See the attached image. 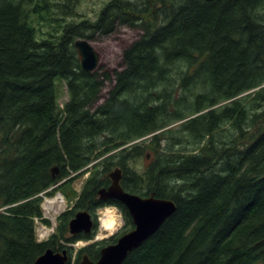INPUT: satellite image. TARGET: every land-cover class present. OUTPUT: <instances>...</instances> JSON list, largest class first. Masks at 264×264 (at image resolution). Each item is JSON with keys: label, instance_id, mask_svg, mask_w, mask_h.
Instances as JSON below:
<instances>
[{"label": "trees", "instance_id": "trees-1", "mask_svg": "<svg viewBox=\"0 0 264 264\" xmlns=\"http://www.w3.org/2000/svg\"><path fill=\"white\" fill-rule=\"evenodd\" d=\"M159 1L135 25L126 0L80 23L67 20L76 0H0V264H32L48 248L69 251L71 264L72 245L90 239L69 235L77 210H126L97 196L116 167L125 191L177 204L122 264H264V0ZM118 23L143 32L99 103L111 76L83 71L74 42ZM57 80L69 94L62 106ZM80 170L90 172L81 191H64L79 174L62 178ZM57 188L74 207L37 242L35 220L49 224L41 194ZM95 244L73 264L84 253L97 259L106 243Z\"/></svg>", "mask_w": 264, "mask_h": 264}, {"label": "water", "instance_id": "water-1", "mask_svg": "<svg viewBox=\"0 0 264 264\" xmlns=\"http://www.w3.org/2000/svg\"><path fill=\"white\" fill-rule=\"evenodd\" d=\"M74 45L80 57L81 69L85 72L94 71L98 65V55L89 41L77 39ZM57 173V167L51 168L52 176ZM108 176L111 183L107 188H101L98 191L99 198L101 200L114 199L124 204L135 227L121 236L115 244L103 247L97 261H91L86 255H83L78 264L123 263L128 254L149 238L176 209L175 203L171 200L156 198L153 195L141 197L124 191L120 185L121 170L119 168L114 169ZM92 227L93 220L86 210L77 211L68 222L71 235L81 232L88 234ZM68 258L66 249L55 251L48 248L32 264H67Z\"/></svg>", "mask_w": 264, "mask_h": 264}, {"label": "rangeland", "instance_id": "rangeland-1", "mask_svg": "<svg viewBox=\"0 0 264 264\" xmlns=\"http://www.w3.org/2000/svg\"><path fill=\"white\" fill-rule=\"evenodd\" d=\"M108 1L109 0H76L75 6L73 8L74 14L72 17H69L67 20L79 22V21L87 19L89 21L95 22L103 6ZM44 25L45 26L43 27V30L46 32L50 28L48 27L49 26L48 24L44 23ZM142 32L143 30L138 26H129V25L118 23L113 32L109 34L94 33L88 39L94 51L98 55V65L96 67L98 70V73L102 74L103 72H106L111 76V80H106L103 89H101V92L99 94L100 96L99 103L104 101L105 97L107 96V92L109 91V89L111 88L113 84L112 79H113L114 72L116 70H121L124 67L123 51L132 42L138 39L141 36ZM56 91H57V102L59 103L60 106H62L69 99L68 89L64 81H59V80L56 81ZM175 125L177 124H173L169 127H172ZM147 137L146 136L140 137L136 139L135 142H145L148 140ZM129 145L130 143L127 144L126 146H129ZM150 158L151 156L147 158L143 157L139 161L136 162V166H133L132 163H130V165L133 166L136 170H139L141 172L149 164ZM93 163H91L90 166ZM220 168H222V166H220L219 169ZM89 175H90V172L80 177H76L74 180L70 181L68 185H66L65 187L66 189L64 191H68V192L74 191L76 194H78L81 191L83 184L85 180L87 179V177H89ZM60 192L61 191H58V188H57L56 190H54L53 194L48 198H54L58 194H60ZM65 201L66 202L63 203L60 208H58L59 210L56 213L45 214L43 212V217L50 221V225H48V228L50 230L49 235H52L54 233V230L58 225V217L60 216V214L73 207L74 200L65 197ZM105 209L106 208H102V209H99L97 213L95 212L96 216L94 214V221H96L97 226L94 231L93 239L89 241H79L76 244H74L75 251L83 246H88V244H92V242L96 240L95 239L96 236L99 237L103 235L105 236L103 239L111 236V235H108V233H110L108 229L100 231L99 218L102 215V211H104ZM107 210H111L112 213L115 214L114 216L117 215L118 217L119 224L116 221L115 228L113 230V231H116L117 230L116 225L117 226L119 225L120 227H122L124 225V219L122 216H120L121 213L119 212L118 209L114 207H107ZM41 227H42V224L37 223L36 229L37 228L40 229ZM99 240H101L100 237H99ZM99 240L97 239L96 241H99ZM75 251L73 252L72 259H71L72 264H73V260L75 259V254H76Z\"/></svg>", "mask_w": 264, "mask_h": 264}, {"label": "bare ground", "instance_id": "bare-ground-1", "mask_svg": "<svg viewBox=\"0 0 264 264\" xmlns=\"http://www.w3.org/2000/svg\"><path fill=\"white\" fill-rule=\"evenodd\" d=\"M204 1H206V0H204ZM151 2V1H150ZM158 2H160L159 0H158ZM165 2V1H164ZM129 3V2H128ZM146 3H148V2H146ZM167 3V2H166ZM154 4V3H153ZM165 4V3H164ZM130 5V4H129ZM154 5H156V4H154ZM134 6H135V3H134ZM137 6V5H136ZM136 6H135V8H136ZM139 6V5H138ZM141 6V5H140ZM139 6V7H140ZM133 7V6H132ZM143 8V7H142ZM147 8H148V5H147ZM133 9V8H132ZM161 9V8H160ZM135 10V9H134ZM137 10V9H136ZM149 10H150V8H149ZM154 10H158V9H154ZM141 11H143V10H141ZM144 11H145V9H144ZM147 11H148V9H147ZM137 12H138V10H137ZM178 12V11H177ZM154 14H155V12H153ZM178 13H180V12H178ZM177 13V14H178ZM180 15V14H179ZM132 17V16H131ZM152 17V16H151ZM136 18V17H135ZM138 19H140V18H138ZM152 19H153V17H152ZM148 20V19H147ZM143 21H145V20H142V22ZM80 23V22H79ZM78 24V23H77ZM35 26V25H34ZM161 29V28H160ZM160 31H162V30H160ZM159 31V32H160ZM160 34V33H159ZM162 37V36H161ZM160 37V38H161ZM138 42V41H137ZM139 44V43H138ZM140 46V45H139ZM137 47V46H136ZM169 47V46H168ZM150 48V47H149ZM152 49V48H151ZM174 49V48H173ZM172 49V50H173ZM172 50H171V52H172ZM175 50V49H174ZM153 51V50H152ZM154 51H156V50H154ZM173 53V52H172ZM172 53H171V55H172ZM148 54V53H147ZM157 54V53H156ZM152 55V54H151ZM151 57V56H150ZM155 57V56H154ZM154 57H153V59H154ZM157 57V56H156ZM172 57H173V55H172ZM171 58V57H170ZM149 59V58H148ZM157 60V59H156ZM165 61H166V58H165ZM168 61H169V58H168ZM171 61V60H170ZM169 61V62H170ZM154 62H156V61H154ZM128 63V62H127ZM154 64V63H153ZM152 64V65H153ZM174 64V63H173ZM180 64V63H179ZM175 65V64H174ZM151 67V66H150ZM149 70V69H148ZM139 84H140V81H139ZM138 84V85H139ZM141 86V85H140ZM145 86H147V85H145ZM144 86V87H145ZM145 89V88H144ZM138 90V89H137ZM70 103V102H69ZM135 110H133V112H134ZM31 112V111H30ZM29 112V113H30ZM133 114H135V112L133 113ZM134 116V115H133ZM132 116V117H133ZM62 118H63V116H62ZM65 120V119H64ZM82 120V119H81ZM77 121V120H76ZM83 121V120H82ZM181 121V120H180ZM53 124V123H52ZM77 124H79V123H77ZM73 125L74 124H72V127H73ZM80 126V125H79ZM46 127V126H45ZM76 127H78V125L76 126ZM44 128V127H43ZM42 128V129H43ZM74 128H75V125H74ZM45 129L46 128H44V132H45ZM23 130V129H22ZM46 130H48V129H46ZM43 132V133H44ZM42 133V134H43ZM48 133V132H47ZM47 133H46V135H47ZM22 134H26V133H21V135ZM37 134H39V132L37 133ZM36 134V135H37ZM21 135H20V137H21ZM25 136V135H24ZM28 136V135H27ZM38 136V135H37ZM45 136V135H44ZM18 137H19V135H18ZM17 137V138H18ZM23 137V136H22ZM29 137V136H28ZM39 137V136H38ZM46 137V136H45ZM102 138V137H101ZM15 139V138H14ZM29 139V138H28ZM31 139V138H30ZM88 139V138H87ZM17 140V139H16ZM25 140H27V138L25 137ZM45 140V139H44ZM21 141H22V139H21ZM24 141V140H23ZM22 141V142H23ZM41 141H43V140H41ZM136 141V140H135ZM135 141H133V142H130V144H133V143H135ZM13 142V141H12ZM23 144H24V142H23ZM14 145V144H13ZM19 145V144H18ZM92 145V144H91ZM114 145V144H113ZM2 146V145H1ZM10 146V145H9ZM66 146V145H65ZM93 146V145H92ZM12 148V147H11ZM7 150V149H6ZM8 150H9V148H8ZM81 150V149H80ZM75 151V150H74ZM11 152V151H10ZM78 152V151H77ZM101 152V151H100ZM81 154H82V151H81ZM18 157V156H17ZM77 157V156H76ZM93 158H95V157H93ZM17 159V158H16ZM78 161V160H77ZM77 161H75V162H77ZM89 161V160H88ZM1 162H2V160H1ZM94 164V163H93ZM51 169V168H50ZM85 171V170H84ZM80 172H82L81 170L80 171H78L77 173H75V174H72V175H70V176H68V177H66V178H62V182L61 183H63V184H65L64 182H67V181H69L70 179H71V177H73L74 175H76V174H79V176L78 177H80ZM89 172H85L84 174H82V175H85V174H88ZM57 175V174H56ZM81 175V176H82ZM58 176V175H57ZM88 176V175H87ZM56 178V177H55ZM88 178V177H87ZM58 179V178H57ZM75 179V178H74ZM54 181V180H53ZM56 181V180H55ZM68 184V183H67ZM66 184V185H67ZM60 186V185H59ZM188 188H190V187H188ZM101 189V188H100ZM100 189H97L98 191L100 190ZM191 190H193V189H191ZM98 191H97V193H98ZM151 191V190H150ZM195 191V190H194ZM8 192H10L9 190H8ZM8 192H6L7 194H9ZM52 192V191H51ZM193 192V191H192ZM189 193H191V191L189 192ZM43 194V193H42ZM46 194V193H45ZM50 193H48V195H49ZM53 194V193H52ZM137 194V193H136ZM146 194V193H145ZM140 195V194H139ZM149 195V194H148ZM154 197H156V196H154ZM158 197V196H157ZM40 198V196H38V199ZM60 197H56V198H52V199H50L49 201H47V203H46V205H45V207H47V208H50L51 210H53L54 211V213H56L59 209L58 208H60L61 207V201H60V199H59ZM172 198V197H171ZM36 199V198H35ZM162 199H166V198H162ZM174 199V198H173ZM173 199H166V200H171V201H173ZM176 199V198H175ZM182 198H180V200H181ZM42 200V199H41ZM40 200V201H41ZM175 201V200H174ZM173 201V202H174ZM176 201H177V199H176ZM57 203H60V204H57ZM175 203V202H174ZM181 203V202H180ZM108 204V203H107ZM176 204V203H175ZM178 204H179V202H178ZM123 205V208H125L126 210H122V209H118L119 210V212L121 213L120 214V216H122V217H124V218H126V221H127V218H128V216H129V223H130V226L129 227H131L132 229L135 227V225H134V223H133V219H132V217H131V215H130V213H129V211H128V209L126 208V206L124 205V204H122L121 203V206ZM177 205V204H176ZM175 205V206H176ZM40 206V205H39ZM74 207V206H73ZM107 209V208H106ZM66 213V212H65ZM64 213V214H65ZM41 214V213H40ZM173 214V213H172ZM171 214V215H172ZM91 215V217L93 216V214H90ZM115 214H113L112 213V211L111 210H104V211H102V215H101V217L99 218V222H100V231L101 230H105V229H108V231L110 232V233H108V235H111L112 233H114L115 231H113L114 230V228H115V223H116V221H117V223H118V217H117V215L116 216H114ZM170 215V216H171ZM43 219V218H42ZM37 220V219H36ZM35 220V221H36ZM43 221V220H42ZM127 223H128V221H127ZM119 224V223H118ZM96 226H97V223H96V221H94L93 222V227H92V229H91V232L88 234L89 236H90V239L89 240H91V239H93V237H94V231H95V229H96ZM118 227H119V225L117 226L116 225V228L118 229ZM123 227H125L124 225H123ZM130 228V229H131ZM125 229V228H124ZM127 229V228H126ZM129 229V228H128ZM159 229V228H158ZM157 229V230H158ZM156 230V231H157ZM155 231V232H156ZM120 232V231H119ZM42 233L44 234L45 233V231H42ZM125 233V232H124ZM84 233H82V235H83ZM117 234V233H116ZM122 234V233H121ZM81 235V234H80ZM117 235H119V233L117 234ZM123 235V234H122ZM78 236V235H77ZM52 237V236H51ZM76 237V236H75ZM100 238H101V242L104 240L103 238L105 237V236H99ZM99 237H95V239H98L99 240ZM111 237V236H110ZM111 238H113V237H111ZM114 239H115V237H114ZM116 239L118 240V238L116 237ZM50 240V239H49ZM95 243H98V242H96V240L95 241H93L92 242V244H88V246L90 245H93V244H95ZM113 243H114V241H113ZM96 245V244H95ZM87 246V247H88ZM94 246V245H93ZM97 246V245H96ZM85 248H86V246H85ZM84 248V249H85ZM53 249V248H52ZM55 249V248H54ZM89 249V248H88ZM95 249V248H94ZM60 250V249H59ZM80 250V249H79ZM82 250H83V248H82ZM82 250H80L81 252H82ZM86 251V250H85ZM69 252V251H68ZM95 252H98V251H96V249H95ZM94 252V253H95ZM78 254H79V251L77 252ZM78 254H77V256H78ZM83 254V253H82ZM85 254V253H84ZM88 254V253H87ZM96 254V253H95ZM69 255H71V254H69ZM91 255H93V254H91ZM79 256H81V255H79ZM95 256V255H94ZM98 256H100V255H98ZM80 258V257H79ZM89 258H90V256H89ZM96 258V257H95ZM98 258V257H97ZM71 259V258H70ZM78 259V258H77ZM92 259V258H91ZM94 261H95V259H93ZM70 263V262H69ZM72 264V263H71ZM122 264V263H121Z\"/></svg>", "mask_w": 264, "mask_h": 264}, {"label": "flooded vegetation", "instance_id": "flooded-vegetation-1", "mask_svg": "<svg viewBox=\"0 0 264 264\" xmlns=\"http://www.w3.org/2000/svg\"><path fill=\"white\" fill-rule=\"evenodd\" d=\"M148 1V8H147V6H145V3ZM151 1V2H150ZM154 1L155 0H127V4H128V10H127V13H128V15L131 17L132 16V18L134 19V21H136V24L135 25H139V23L138 22H142V19H144L147 15H149L150 17L151 16H153V12H154V9H155V3H154ZM129 2V3H128ZM134 3H135V6L138 8L140 5V7L139 8H142L143 7V9H145L146 11H147V9H148V11L146 12V13H137V11H134V9L135 8H133L134 7ZM154 3V4H153ZM130 4V5H129ZM139 5V6H138ZM133 6V7H132ZM133 8V9H132ZM136 8V9H137ZM149 8H150V10H149ZM135 9V10H136ZM136 17V18H135ZM138 18H140V19H138ZM152 18V17H151ZM110 184V183H109ZM109 186V185H108ZM104 202H110L111 203V201H112V199H107V200H103ZM106 206H109V207H114V208H116V209H120V208H118V206H116L115 204H108V205H106ZM106 206H102V207H100V208H98L95 212L97 213V211L99 210V209H101V208H103V207H106ZM95 214V213H94ZM94 214H93V216H94ZM95 216H96V214H95ZM123 219H124V226L125 227H120L119 226V231H118V229L114 232V233H112L111 234V237H113V238H111V237H108V238H105L104 240L105 241H103V242H105L106 244L103 246V247H105V246H108V245H112V244H115L118 240H119V238L121 237V236H123L125 233H127V232H129V231H131L132 230V228L131 227H128V223H127V221H126V218H124L123 217ZM94 220V219H93ZM130 226V225H129ZM125 228V229H124ZM127 228V229H126ZM129 228V229H128ZM131 228V229H130ZM134 229V228H133ZM125 232V233H124ZM119 233V235H117V234ZM123 235H122V234ZM114 237H115V239H114ZM116 237L118 238V240L116 239ZM113 241H114V243H113ZM99 242H100V240H99ZM102 247V248H103ZM101 248V249H102ZM98 259V258H97ZM97 259H95V261L97 260ZM94 261V260H93Z\"/></svg>", "mask_w": 264, "mask_h": 264}]
</instances>
